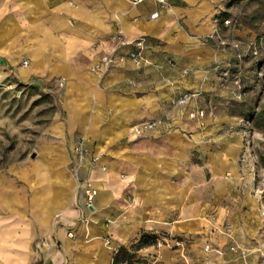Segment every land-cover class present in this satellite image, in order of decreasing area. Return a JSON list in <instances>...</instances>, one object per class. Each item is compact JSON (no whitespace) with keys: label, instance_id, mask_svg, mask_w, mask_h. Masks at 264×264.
I'll return each instance as SVG.
<instances>
[{"label":"crops","instance_id":"1","mask_svg":"<svg viewBox=\"0 0 264 264\" xmlns=\"http://www.w3.org/2000/svg\"><path fill=\"white\" fill-rule=\"evenodd\" d=\"M238 2L0 0V79L47 84L60 103L20 182L0 180V264H110L143 234L184 240L183 254L154 243L135 253L162 264H264L261 201L240 162L245 90L212 68L239 60L219 44L237 34L223 21ZM115 34L145 36L146 62L91 70ZM184 92L193 95L178 106ZM195 109L202 120L188 116ZM150 119L162 123L133 137ZM80 139L79 175L97 188L90 208L72 170Z\"/></svg>","mask_w":264,"mask_h":264},{"label":"rangeland","instance_id":"2","mask_svg":"<svg viewBox=\"0 0 264 264\" xmlns=\"http://www.w3.org/2000/svg\"><path fill=\"white\" fill-rule=\"evenodd\" d=\"M229 13L235 22L229 30L237 33L231 39L244 49V54L236 57L239 63L233 61L230 66L232 75L240 68L245 80L243 83L241 75L237 76L239 84L235 85H242L245 90V139L240 162L253 173L252 183L261 201L264 223V0H239ZM59 113V98L47 84L19 83L13 75L0 79V180L3 183L14 179L20 182L21 170L37 157V146L46 138L51 121ZM132 261L131 264H145L148 260L135 255Z\"/></svg>","mask_w":264,"mask_h":264},{"label":"built area","instance_id":"3","mask_svg":"<svg viewBox=\"0 0 264 264\" xmlns=\"http://www.w3.org/2000/svg\"><path fill=\"white\" fill-rule=\"evenodd\" d=\"M130 1L132 4H138L144 0H130ZM156 1L162 2V3L165 2V0H156ZM156 16H157V11H153L151 13V17L155 18ZM223 22L228 28L230 26H234L235 24V22L231 20L229 17L225 18ZM113 39L117 41L114 49L111 52H107L101 55L99 60L95 62L94 64H92L91 70L103 74L104 72L108 71L110 67L112 66V64H114L116 61H122L125 58L129 59L135 66H142L146 62V57H145L146 37L145 36H138L131 40H126V38H124L122 35L115 34L113 36ZM219 44L224 47H230L235 52L236 57H240L241 55L244 54V49L235 39L225 38V37L220 38ZM126 45H131L132 46L131 49L128 52H126V54H118L117 52L118 48L126 46ZM26 63H27V60L22 61V65H25ZM212 68L221 72V75L224 78L231 77L230 66L222 67L220 64H214ZM231 80H232L233 85L239 84V78L237 76H233ZM58 84L62 85L63 81L59 80ZM192 95L193 93L191 92H184L178 98V100L176 101V104L178 106H184L186 102L191 98ZM239 96L240 94L238 93L237 97ZM205 115H206V112L203 109H195V110H190L188 112V116L190 118L197 117V118H200L201 120L205 117ZM161 123H162L161 119L143 120L132 126V135L135 138L145 136L151 133L156 128V126ZM201 123H203V121H201ZM73 154H74V159L72 163V170L76 175L77 181L81 184L82 191L85 195L86 204L87 206H89L92 203V200L94 199L97 193V188L93 185L90 179L82 178L79 175L80 168L84 162V159L88 155V150L84 146L82 139L78 140L76 144L74 145ZM100 155L101 153H93L91 155V161L96 162L100 158ZM210 218L211 220L213 219L215 220V217L213 215H211ZM220 230L226 234H229L232 230V226L229 222H225ZM68 235L73 236L74 233L72 231H69ZM39 243L43 246H49L50 244L49 240H47L46 238H42L39 241ZM154 244L156 247L168 245L172 248L180 249L183 254L184 240L182 238L160 237L156 239ZM230 248L232 250L237 249L235 245H232ZM204 249L209 250L210 246L207 244L204 246ZM261 255H262V259H264V251H262ZM110 264H131V263L127 261L116 263L114 261V258H112ZM145 264H162V262L159 259V256L155 255L154 257H150Z\"/></svg>","mask_w":264,"mask_h":264},{"label":"trees","instance_id":"4","mask_svg":"<svg viewBox=\"0 0 264 264\" xmlns=\"http://www.w3.org/2000/svg\"><path fill=\"white\" fill-rule=\"evenodd\" d=\"M156 236L154 235H141L135 242H132L128 247H120L114 254V261L116 263L127 261L132 263L137 250L155 243Z\"/></svg>","mask_w":264,"mask_h":264},{"label":"water","instance_id":"5","mask_svg":"<svg viewBox=\"0 0 264 264\" xmlns=\"http://www.w3.org/2000/svg\"><path fill=\"white\" fill-rule=\"evenodd\" d=\"M32 156H34V154H32ZM91 206H89V208H90Z\"/></svg>","mask_w":264,"mask_h":264}]
</instances>
